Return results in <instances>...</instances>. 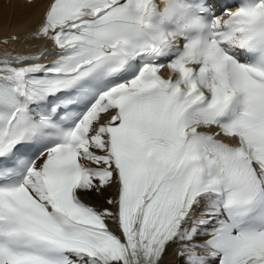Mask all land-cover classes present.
Instances as JSON below:
<instances>
[{"label":"snow or ice","instance_id":"obj_1","mask_svg":"<svg viewBox=\"0 0 264 264\" xmlns=\"http://www.w3.org/2000/svg\"><path fill=\"white\" fill-rule=\"evenodd\" d=\"M24 39L0 264H264V0H49Z\"/></svg>","mask_w":264,"mask_h":264},{"label":"bare ground","instance_id":"obj_2","mask_svg":"<svg viewBox=\"0 0 264 264\" xmlns=\"http://www.w3.org/2000/svg\"><path fill=\"white\" fill-rule=\"evenodd\" d=\"M48 2L49 0H33L32 4H28L26 0H0V56L10 51H36L41 47L42 41L26 42L24 38L39 25ZM13 36L19 39L14 42L11 40ZM5 40L8 41L6 45ZM112 194L113 190L110 189L104 196ZM103 199L104 197L93 195L85 202L99 205L102 204ZM173 264H175L174 260Z\"/></svg>","mask_w":264,"mask_h":264}]
</instances>
